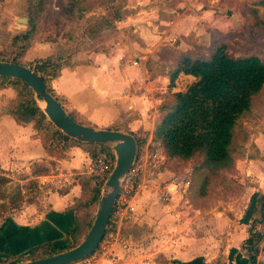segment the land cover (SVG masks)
<instances>
[{"label":"crops","instance_id":"0c3cea01","mask_svg":"<svg viewBox=\"0 0 264 264\" xmlns=\"http://www.w3.org/2000/svg\"><path fill=\"white\" fill-rule=\"evenodd\" d=\"M19 1L21 10L28 8L27 0ZM180 6L165 7L166 14L160 20L164 30L161 31L157 24L158 19L157 22H148V33L138 23L131 22V16L117 20L104 13V21L116 25L115 29L127 26L119 29V34L126 35L124 29L131 30L132 45L137 50L132 53L138 56L137 60H132L134 56L127 59L125 43L117 44L115 51H105L104 44L100 43L97 50L98 46H93L96 40L87 31L65 44L31 42L18 60L21 65L33 68L38 60L64 56L58 75L48 77V87L66 114L75 122L93 128L116 130L134 137L138 132H146L142 148H150L149 144L155 145L153 131L159 119L158 108L165 95L185 92L196 81L192 76L179 74L169 88V65H163L154 51L168 44L175 46L177 39L183 41L178 46L183 51H187V44L203 49L199 44L210 39L206 30L203 32L205 11L186 12L190 8H185L180 13L179 9H183ZM17 16L12 22L0 20V26L8 24L14 28L16 19L20 17L29 21L20 12ZM126 38L130 37L126 35ZM68 62L70 67L66 65ZM150 74L154 76L150 77ZM144 79L146 81L141 82ZM15 98L13 87H0V171L13 172L27 169L35 163H49L53 164L50 168L53 166L55 173L50 170L47 175L43 174L41 178L44 181L58 176L72 178L68 188H63L62 192L57 189L47 191L44 205L22 206L4 214L3 221H0V252L22 253L31 245L46 241L56 243L72 225L73 216L68 211L81 196L76 179L79 180L77 176L82 175L81 169L88 161L85 145L89 144H69L60 158L57 154H49L32 123H18L5 113L6 106ZM248 135L240 141L241 146L246 144L245 148L250 147L246 148L241 161L234 153V135L230 159L221 165L212 164L223 171L230 169V173L226 172L222 178L223 184L221 181L216 183L215 179L211 181V177L209 182L202 183L197 196L189 192L185 194L188 186L185 192L172 195L160 209L157 196L158 186L164 181L161 178L166 174L164 169L149 189L137 192L133 200L135 212L131 218L111 228L120 238V243L112 247L110 256L93 264H247L248 252L244 243L249 236L248 223L257 214L254 207L257 194L264 195V163L261 159L264 136ZM199 155L203 160V154L197 153L183 161L188 162L183 169H191L192 177L194 171L190 161ZM230 185L238 186V190L226 189ZM233 192L236 194L231 196ZM257 263L264 264V242Z\"/></svg>","mask_w":264,"mask_h":264},{"label":"rangeland","instance_id":"374dc122","mask_svg":"<svg viewBox=\"0 0 264 264\" xmlns=\"http://www.w3.org/2000/svg\"><path fill=\"white\" fill-rule=\"evenodd\" d=\"M27 1L28 8L22 10V4L19 0L0 1V20L12 22L14 18L18 17V12L29 18L26 29H22L19 33H15L16 29L9 27L8 24L0 26V60L2 61L11 62L16 58L18 59L31 42L41 45L65 44L73 41L77 35L80 37V35L86 31L96 40L93 46L97 45V50L100 49V43L104 44V49L106 48L105 51H115L117 50L115 48L117 44L125 43V56L127 59L131 58H129V56H134L132 59L134 61L137 60L138 56L132 53L137 50H135L132 45L133 34L131 30L124 29L125 34L130 37L126 40V35L119 34V31H121L119 29L127 28V26H121L118 29H115L116 25L114 26L112 24L104 26V13L110 16V18L117 20L122 18L126 19L125 17L127 15L131 16V22L138 23V25L143 28V31L148 33V22H157L158 19L159 21L157 24H159L161 31H163L164 25L160 20L166 14L164 11L165 7L171 6L174 8L179 4H181L182 6L180 7L183 8L179 9L180 13H182L185 8H190V10L186 12L197 13L205 11V14H203L205 23L203 32L206 30L205 33L209 34L210 39L199 44L203 49H200L197 45L187 44V51H183L182 48H178L179 45L183 44V41L178 39L176 40L177 44L173 47L172 44H168L166 47L156 49V51H154L155 55L160 57L163 65L166 63L169 65V71L173 69L174 63L180 56L189 55L194 58L206 57L210 54L212 49L219 45L225 46L228 55L234 58L253 55L264 61V24H262V22L264 23V8L257 5L264 0H42L43 2L41 4L39 3L41 0ZM253 10H257V13L254 14ZM23 37H25V39H23ZM139 40L142 42L145 41L143 38H139ZM157 71L158 69L156 72ZM153 76V74H150V77ZM145 81L146 79L141 82ZM36 102L39 107L42 106L40 105V101L36 100ZM146 134V132H138L135 136L138 137L139 140H146ZM248 134L264 136V88L262 92L254 98L250 112L244 116L236 127L234 142L236 149L234 153L239 161H241L246 148L249 147L245 148L246 144L241 146L240 144H242V142L240 141H243L244 137L249 136ZM154 146V144H149V149H153ZM86 150L89 154L100 153L98 150L91 147H87ZM56 156L60 158L63 156V153L57 154ZM200 156L202 155L196 156L190 161L194 173L189 189L187 188L188 190L186 192L184 191L185 194L189 192L190 195L197 196L202 190L201 186L204 181L209 182L212 177L211 181L215 179L216 183L219 181L222 182V178L225 177L226 172L230 173V169L223 171L212 164H204L202 167L204 161ZM261 159L264 163V155ZM186 163L188 162L173 159L169 160L166 158V168L164 167V174H166L163 175L161 179L165 181L180 172ZM50 165L53 164L35 163L27 169L23 168L13 172L0 171V178H5L7 180V183L0 188L2 196V200H0L1 218L4 214H8L11 209H18L28 205H36V207L41 204L44 205L47 200V191H54V189H57V191L62 192L63 188H68V183L71 182L72 178L58 176L46 181L41 178V176H43L41 171L43 170H51L53 174L55 173V168L52 169L53 166L50 168ZM62 172L66 173L67 171ZM81 172L82 175H76L77 178H79V180L76 179V181L79 183L80 189L82 190V197L86 195V193L88 194L86 186L84 185V181H86V177L88 176L85 174L84 170L81 169ZM65 173H63V175ZM207 173L209 175H207ZM221 184H223V182ZM89 186L93 187L92 184H89ZM90 187L89 189H91ZM228 188H231V190H238V186L234 185H230L226 189ZM99 189L101 191V187ZM234 194H236V192H233L231 196ZM18 199H20L21 202ZM157 201L160 209L166 205L165 203H168V201H164L162 198L160 199L159 194L157 196ZM96 208L97 204L87 209L86 212L80 210L78 216L82 225L78 234L74 237H67L64 235L55 243V246L58 248L65 245L70 247L82 242L87 230L93 223ZM0 221H3V218ZM36 257L38 256L29 255V253L25 252L22 255L10 257L0 262V264H11L13 262L22 263Z\"/></svg>","mask_w":264,"mask_h":264},{"label":"trees","instance_id":"16d2710c","mask_svg":"<svg viewBox=\"0 0 264 264\" xmlns=\"http://www.w3.org/2000/svg\"><path fill=\"white\" fill-rule=\"evenodd\" d=\"M42 2L41 0L39 3ZM257 5L264 8V1ZM253 13H257V10H253ZM104 23L110 25L108 21H104ZM262 24L264 23L262 22ZM64 58V56L56 55L38 60L32 68L43 79L51 95L48 77L53 78L58 75L60 61ZM0 62L8 61L0 60ZM11 62L20 64L17 58ZM66 65L70 67L71 63L68 62ZM173 67L169 74V88L173 86L179 74L192 76L196 81L185 92L169 93L165 97L158 108L159 119L153 131V142L161 143L163 152L169 159L177 158L187 161L195 154L200 153L203 154V163L205 164L221 165L227 162L230 159L229 151L236 125L250 112L254 98L264 88V61L253 55L234 58L228 55L225 46L219 45L212 49L206 57L194 58L182 55ZM4 86L13 87L16 90V98L6 106L5 113L10 114L18 123H32L37 136L49 154H61L69 144L82 145L63 135L47 120L39 108L32 90L25 83L0 77V87ZM134 138L137 142V149H141L145 144V139L139 140L136 136ZM85 146L100 152L89 154L90 156L105 155L111 159V162H114V154L109 146ZM47 172L48 170H43L41 174H47ZM6 183L5 178H0V188ZM92 183V179L86 177L84 185L89 195L86 193V195L80 196L73 209L68 211L72 214L73 221L65 233L67 237H74L78 234L82 225L78 216L80 210L86 212L99 200L100 189ZM89 184H92L93 187H90ZM1 197L0 192V200H2ZM18 200L20 201V199ZM254 207L257 209V214L251 221L252 223L261 222L264 210L263 194H257ZM259 240L260 237L252 234L249 229V236L244 243V248L248 252L247 264H258ZM75 246L65 245L58 248L54 242L46 241L31 245L22 253L0 252V262L25 252L38 256L32 260L40 259ZM19 263L21 262L11 264Z\"/></svg>","mask_w":264,"mask_h":264},{"label":"water","instance_id":"95a60500","mask_svg":"<svg viewBox=\"0 0 264 264\" xmlns=\"http://www.w3.org/2000/svg\"><path fill=\"white\" fill-rule=\"evenodd\" d=\"M28 20L17 18L16 30L26 29ZM0 77L25 83L33 92L47 120L63 135L81 144L107 145L114 154L111 172L101 187L94 220L84 239L77 246L40 259L19 264H76L92 255L101 242L110 222V215L119 192L121 177L135 160L137 142L131 134L85 126L71 119L60 103L47 90L43 79L32 69L12 62H0Z\"/></svg>","mask_w":264,"mask_h":264},{"label":"built area","instance_id":"2783aa9c","mask_svg":"<svg viewBox=\"0 0 264 264\" xmlns=\"http://www.w3.org/2000/svg\"><path fill=\"white\" fill-rule=\"evenodd\" d=\"M136 64V62H133ZM166 158L161 143L155 142L153 149H137L136 157L127 172L121 177L118 196L115 200L109 226L96 248L95 252L79 264H93L101 258L111 255L112 247L120 243V238L111 229L118 222L127 221L135 212L133 200L138 191L147 190L152 182L164 171ZM114 162H111L105 155L88 156V161L83 170L92 179L93 184L102 187L106 182ZM192 178V170L184 168L180 172L161 182L158 186L160 199L169 201L172 195L181 194L188 188ZM249 229L252 234L260 237L258 243V255L261 253L264 242V210L261 222H249Z\"/></svg>","mask_w":264,"mask_h":264},{"label":"bare ground","instance_id":"6f19581e","mask_svg":"<svg viewBox=\"0 0 264 264\" xmlns=\"http://www.w3.org/2000/svg\"><path fill=\"white\" fill-rule=\"evenodd\" d=\"M40 105H43V103H42V104H40Z\"/></svg>","mask_w":264,"mask_h":264}]
</instances>
